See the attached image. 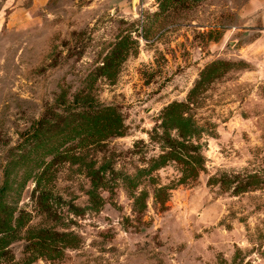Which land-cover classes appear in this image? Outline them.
<instances>
[{
  "label": "rangeland",
  "instance_id": "rangeland-1",
  "mask_svg": "<svg viewBox=\"0 0 264 264\" xmlns=\"http://www.w3.org/2000/svg\"><path fill=\"white\" fill-rule=\"evenodd\" d=\"M133 1L0 0V264H264V0Z\"/></svg>",
  "mask_w": 264,
  "mask_h": 264
},
{
  "label": "crops",
  "instance_id": "crops-1",
  "mask_svg": "<svg viewBox=\"0 0 264 264\" xmlns=\"http://www.w3.org/2000/svg\"><path fill=\"white\" fill-rule=\"evenodd\" d=\"M262 2L264 3V1H262ZM262 2H260L259 4H262ZM256 7L258 8V5H254L253 8L255 9ZM260 8H261V7L259 6V9H260ZM259 9H257V10H259ZM263 16H264V14H263Z\"/></svg>",
  "mask_w": 264,
  "mask_h": 264
},
{
  "label": "water",
  "instance_id": "water-1",
  "mask_svg": "<svg viewBox=\"0 0 264 264\" xmlns=\"http://www.w3.org/2000/svg\"><path fill=\"white\" fill-rule=\"evenodd\" d=\"M136 1H137V0H134V1H133V4H135V3H136Z\"/></svg>",
  "mask_w": 264,
  "mask_h": 264
}]
</instances>
